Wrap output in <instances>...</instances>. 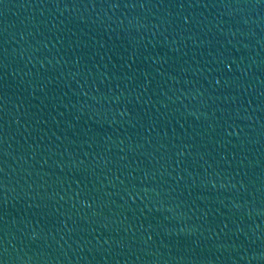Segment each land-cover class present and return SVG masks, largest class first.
Here are the masks:
<instances>
[{
	"label": "water",
	"instance_id": "water-1",
	"mask_svg": "<svg viewBox=\"0 0 264 264\" xmlns=\"http://www.w3.org/2000/svg\"><path fill=\"white\" fill-rule=\"evenodd\" d=\"M0 264H264V0H0Z\"/></svg>",
	"mask_w": 264,
	"mask_h": 264
}]
</instances>
